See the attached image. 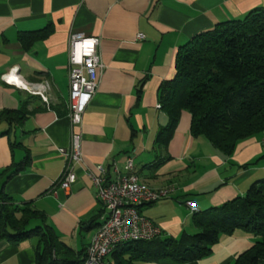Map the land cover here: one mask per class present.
<instances>
[{
    "label": "crops",
    "instance_id": "crops-1",
    "mask_svg": "<svg viewBox=\"0 0 264 264\" xmlns=\"http://www.w3.org/2000/svg\"><path fill=\"white\" fill-rule=\"evenodd\" d=\"M256 9H264V0H0V111L23 110L20 119L0 118V189L9 210L7 222L0 219L7 233L0 237V264H38L40 234L14 236L25 220L23 229L46 225L71 249L59 264L83 255L103 210L83 168L97 173L100 165L114 178V167L126 173L130 157L140 182L175 186L169 198L139 205L160 226L162 237L175 239L197 231L196 215L264 181V133L239 141L226 156L206 138L191 135V115L181 110L166 142L158 143L168 122L157 107L160 87L175 74L179 47ZM46 26L41 39L24 47L20 33ZM72 32L100 38L104 66L80 127L83 163L76 182L63 189L55 182L65 164L61 150L69 147L73 129L68 118ZM21 80L46 82L48 102L25 90ZM186 201L194 202L196 211ZM26 208L43 217L34 218ZM255 240L235 229L197 260L140 264H234Z\"/></svg>",
    "mask_w": 264,
    "mask_h": 264
},
{
    "label": "trees",
    "instance_id": "trees-1",
    "mask_svg": "<svg viewBox=\"0 0 264 264\" xmlns=\"http://www.w3.org/2000/svg\"><path fill=\"white\" fill-rule=\"evenodd\" d=\"M45 29L47 26L22 32L19 39L28 47L43 37ZM158 101L168 117L158 133L159 144L170 136L181 110L191 115V135L206 138L226 156L234 152L239 141L264 133V9H256L242 19L220 22L180 46L175 74L161 85ZM22 112L3 109L0 118L10 122L20 119ZM7 201L0 189V219L5 222ZM26 209L34 218L43 217L36 210ZM26 223L14 236L18 239L29 233L40 234L43 252L37 255L38 264H59L68 259L71 249L48 226L26 230ZM193 223L197 231L179 239L159 236L149 241L124 242L108 260L113 264L190 262L209 255L221 235L240 229L256 240L235 258L234 264H264V181L253 183L244 195L196 215ZM5 231L0 222V237L7 236ZM84 256L85 251L71 263L81 264Z\"/></svg>",
    "mask_w": 264,
    "mask_h": 264
},
{
    "label": "built area",
    "instance_id": "built-area-1",
    "mask_svg": "<svg viewBox=\"0 0 264 264\" xmlns=\"http://www.w3.org/2000/svg\"><path fill=\"white\" fill-rule=\"evenodd\" d=\"M138 37L143 36L138 34ZM99 43L98 36H85L78 32L69 34L68 118L73 129L69 147L61 150L65 164L55 182V185L63 189L70 188L76 182L77 168L83 163L80 127L84 110L98 87L104 66L98 53ZM20 83L25 90L48 102L46 82L28 84L21 80ZM133 168L130 157L125 161L126 173L122 174L114 167V178H110L100 165L97 166V173L83 168L95 187V196L102 204L103 213L85 249L81 264H113L108 257L118 245L133 240L149 241L161 236L160 226L144 216L139 211V205L167 199L176 188L173 185L150 187L140 182ZM186 204L192 211H196L194 202L186 201Z\"/></svg>",
    "mask_w": 264,
    "mask_h": 264
}]
</instances>
